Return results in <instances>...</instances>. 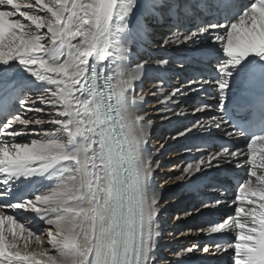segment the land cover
<instances>
[{
  "label": "snow or ice",
  "instance_id": "6c2138e0",
  "mask_svg": "<svg viewBox=\"0 0 264 264\" xmlns=\"http://www.w3.org/2000/svg\"><path fill=\"white\" fill-rule=\"evenodd\" d=\"M168 20L176 30L162 46L201 45L215 73L190 79V90L214 83L219 110L237 129L210 115L177 135L215 128L247 139L244 148L207 149L174 177L221 164L243 170L234 214L197 229L234 238L202 251L231 250L232 264H264V0H0V264H161L159 164L145 147L152 122L139 112L134 84L147 61L135 69L127 62L150 22ZM185 22L193 26L180 31ZM256 82L259 100L240 105L244 115L231 111L226 101ZM37 219L49 226L55 254L32 230Z\"/></svg>",
  "mask_w": 264,
  "mask_h": 264
},
{
  "label": "bare ground",
  "instance_id": "6f19581e",
  "mask_svg": "<svg viewBox=\"0 0 264 264\" xmlns=\"http://www.w3.org/2000/svg\"><path fill=\"white\" fill-rule=\"evenodd\" d=\"M171 23H172L171 20H168L167 22H150L151 32L149 33V35L146 38L141 39L140 42L135 46L133 54L127 62L128 67L130 69H135L136 65L138 63L147 61V64L145 65V69L141 75V78L139 80L135 81L134 84L136 86V95H137L136 105L139 109V112H140V114L144 115L145 121L150 120L152 122L150 130H149L150 134H149L148 141L150 140V137L152 136L153 131H155L156 129L161 130L162 126L164 128L165 127L169 128L170 130L173 131L171 138L165 137L161 140L160 143H159L160 140H157L155 142L156 143L155 145H157V149L160 147L159 150L154 151V150H152V148L149 149L147 147V144L145 145V147L149 150V152L152 153L154 163L157 160L156 159V155H157L156 153H159V152L167 154L168 157H170L171 159L173 158L174 160L179 158V161H181V159H182L181 156H179V155L172 156V154L175 153L172 151H177L174 148L175 144H177V145L180 144L178 146H186V147H188V149H192L191 148L192 144L195 142L194 139L199 138V137H203V135H209L210 132H213L216 130L215 128H211V129L204 130V131L199 130L198 133L203 132V134L201 136H198V137H196L198 128L193 129L191 132L186 133V135H184V136H178L177 135L178 132L183 131L185 128H191L192 125L195 124L197 120H203L202 117L200 116V113L194 114L188 109L189 103H187V100H189V98H186L184 101L182 99L185 97H190L194 93L193 91L190 90V86L188 85V81L190 79H194L197 77H199L201 79H207V78L203 74L204 73L203 69L200 68L198 65V53L199 52L197 51V49H199L201 47L200 44H196L193 46V45H191V42H189L188 44H179V45L170 44V45L162 46L163 41L171 35V33L169 34V31H168L171 28ZM180 31H182V30H180ZM179 47H182L181 51L179 53L184 51L183 50L184 48H188V50L182 52L180 54V56H178V54H177L176 56L171 57L173 55L174 51L179 49ZM147 50H149V51L146 55L145 52ZM161 60H168L169 63L166 65L158 63ZM192 61H194V64H191ZM172 64H178V69L180 71L185 70V69H190V70L194 69L198 73V76L197 77L193 76L190 79L186 78V80H182L180 78V75H179L180 73L174 72L172 77H167L168 81H166L165 77L169 75L166 72H168V71L173 72V70H174V69H172ZM24 75H27V74L25 73ZM147 75H150V76L147 77ZM146 78H147V82H148V84H146L147 86H145V87H148L147 91L143 90L141 87L142 82ZM158 78L161 79L164 83H166V85H162V83L158 81ZM209 85H212V83L204 84L202 88H198L200 95H195V96H197V97L203 96L205 93L206 87ZM192 87H197V86L193 85ZM174 88H180L181 93H183V94L177 93V95L175 97H173L172 100H169L166 103H160V101L165 96H167L172 91V89H174ZM38 94L39 93H36V95H38ZM30 95H31V93H30ZM139 97H143V99H140ZM152 99L157 103L159 112H157V111L151 112L150 110L152 109V106L150 104L148 106H146V104H148L149 101H152ZM202 111L204 114H206L204 116V118L209 116L207 109H204ZM174 113H179V115H176ZM29 115H34V116L39 117V116H43L44 113H29ZM165 116H167L168 118L164 119L163 117H165ZM45 119H47V117H45ZM17 127H19V126H17ZM30 127H40V126L32 125ZM43 127L46 129H52V128H55L57 126L45 123L43 125ZM180 128H181V130H180ZM173 137H175V138H173ZM25 139H28V137H26ZM195 149L188 152L189 156L192 155V157H191L192 160L190 162H193L199 156L206 154V151H207L204 149H202L201 151H196ZM174 165H176L175 166L176 168H174V169L164 168V172L167 173L165 181L163 180L164 183H166L165 187H162L163 185L159 186L157 184L158 181L155 180V178H154L155 187L160 192V196H161L160 211L158 213V220H159V225H160V236L158 237V243H157V254H158V258L160 259L161 264H165V262H168V264H176V261H178V260H183L185 262V264H200V262L203 259H224L226 256H228L230 254V250H229V252L215 253V254H207V253L202 254V253L198 252L200 247H202V245H203L202 240H200L199 238L196 240V242L191 241V244L188 245L191 248H193L194 250H193V253L191 252L190 256H188L184 259H182L183 257L181 258L180 256H176L175 254L173 255V253L175 251H177L178 246L174 247L172 249H169V251L164 250V249H163V251L158 250L159 246L169 244L171 241V239L166 240V241L161 240V231L163 229L165 230V232L170 231V229L167 230V227L166 228L163 227V224L168 220V215L165 214V216H164V213H166L165 210L168 207H174V205H176V206L178 205L176 207L177 209H182L180 207V206H182V204H180L181 203L180 200H173L172 202L168 201L167 203L163 202V199L165 197L169 196L170 193L173 191V189L177 185L183 184V186H185V185H187V183H189L188 186L186 187V190L189 191L186 194L187 198L196 197V199H198V198L203 199L201 197H204V195H206V194L209 196H214L217 194L216 189H211L210 187L206 188L204 179L209 178L208 177L209 174H206V175L200 177L199 179H193L194 177H197V176L199 177L200 174H202V173L204 174L206 171L213 170L214 168L206 169L202 173H197L196 176L192 177V179H185L184 181H178V180H175L174 177H172V176L174 175V173L176 171H177L176 173H178V172L181 173L182 168L186 164L175 162ZM173 170H176V171L174 172ZM157 171H158V167L156 168V171L153 173L154 177H155ZM161 177L162 176H160V178ZM193 181H195V183ZM194 194H196V195H194ZM220 197H221V195H220ZM230 204L231 205H228L227 208L234 207V205H232V202H230ZM203 205L204 204L199 203L197 208L200 209V211L195 213L196 215H198V217H199L198 220L201 223L202 222L204 223V221L205 222L210 221L214 217V215L220 214L221 210L225 209V208H222L224 206V204H218L215 206L209 205V207H207V208L203 207ZM6 211L9 212L10 214H12L11 210L6 209ZM19 211H22V210H19ZM192 216H193V213L186 215L185 221L190 220L192 218ZM177 218L173 219V221L174 222L177 221L178 220ZM37 220L31 222V227H33V226L39 227L40 225H38V224H43L46 226V224H44L43 222L41 223ZM177 226H178V224H176L172 228H176ZM170 227H171V223H170ZM204 227L207 228V226H204ZM35 230H33V231L35 232ZM172 230H174V229H171V231ZM205 233L207 234L206 235L207 237H211L212 235L216 234V233L209 234L207 232H204V234ZM200 234H201V232L198 233V236ZM44 242H45L44 244H47V239L44 240ZM180 243H181L180 245H183L182 241H180ZM199 244H201V246H199ZM47 245H49V244H47ZM173 245H175V244H173ZM48 249L50 252H53V254H55L54 250L51 249L50 245H49ZM29 250L31 251L32 248H30ZM39 250L40 249H37L35 251H39ZM211 250L214 251L213 249H211ZM165 258H167L169 260L166 261Z\"/></svg>",
  "mask_w": 264,
  "mask_h": 264
},
{
  "label": "rangeland",
  "instance_id": "374dc122",
  "mask_svg": "<svg viewBox=\"0 0 264 264\" xmlns=\"http://www.w3.org/2000/svg\"><path fill=\"white\" fill-rule=\"evenodd\" d=\"M41 15H43V13H41ZM172 28V27H171ZM170 28V29H171ZM168 30L169 31V34L170 33H172L173 31H175L176 29H174V30ZM180 30V29H179ZM165 37V36H164ZM181 48L182 47H179V49H177L176 51H174V53H173V55L171 56V57H173V56H176L177 54H178V56H180V54L182 53V52H184V51H187L188 50V48H184L183 50L184 51H182L181 53H179L180 51H181ZM148 51L149 50H147L145 53H146V55H147V53H148ZM156 52V51H155ZM182 56V55H181ZM153 57V56H152ZM172 69H174L173 70V72H166V73H168L169 75L168 76H166L165 77V80L166 81H168L167 80V77H172V75H173V73L174 72H178V73H180V74H184V75H186V78L187 79H190L191 78V76H188L187 75V70H189L190 71V69H185V70H179L178 69V64H172ZM179 74V75H180ZM148 76H150V75H147V77ZM186 80V79H185ZM158 81L159 82H161L162 83V85H166V83H164L161 79H159L158 78ZM170 81V80H169ZM146 84H148V82H147V78L142 82V84H141V87H142V89L143 90H145V91H147L148 90V87H145V86H147ZM138 94V93H137ZM195 95H200L199 94V91H195L190 97H185V98H183L182 100L184 101L186 98H189V100H187V103H189V106H188V109L192 112V113H194V114H198L197 112L195 113V111H197V108H196V104L195 105H192V106H190L191 105V103L196 99V98H198L197 96H195ZM151 105L152 106V109L150 110L151 112L152 111H157V112H159L158 110V105H157V103L152 99V101H149V103L148 104H146V106H148V105ZM206 114H204L203 113V111H202V114H200V116L202 117V119H204V116H205ZM159 118V117H158ZM164 129V130H163ZM180 130H181V128H180ZM200 129H198L197 130V135H196V137H198V136H201L202 134H203V132H199L198 133V131H199ZM165 131V132H164ZM172 130H170L169 128H164L163 126H162V128H161V130L160 129H156L155 131H153V134H152V136L150 137V140L148 141V143H147V147L149 148V149H151L152 148V150H154V151H156V150H159L160 149V147L157 149V145H155L156 143V141L157 140H160L159 141V143L161 142V140L163 139V138H167V137H170L171 138V136H172ZM170 133V134H169ZM20 139V138H19ZM178 145H180V144H178ZM177 144H175L174 145V148L177 150V151H172V152H175L174 154H172V156H174V155H179V156H181L182 157V159H181V161H179V158L178 159H171L170 157H168V155L167 154H164V153H160L159 151V153H156L157 155H156V162H158V164H159V166H158V171H157V173H156V175H155V180H157L158 181V185L159 186H162V187H165V185H166V183H164V181H165V179H166V174L167 173H165L164 172V168H166V169H174V168H176L175 166L176 165H174L175 164V162L176 163H184V164H187V163H189L191 160H192V155L191 156H189L188 154V152L189 151H186L185 152V149H188V147H186V146H178ZM154 147V148H153ZM191 150H193V149H191ZM185 152V153H184ZM171 156V157H172ZM189 159V161L187 160V158ZM190 157V158H189ZM215 169V168H214ZM174 172L176 171V170H173ZM210 171L211 170H209V171H206L204 174L202 173V174H200V176H199V178L200 177H202V176H204V175H206V174H209L210 173ZM177 172V171H176ZM175 172V173H176ZM174 173V175L172 176V177H176V176H178V175H180V172H178V173H176L175 174ZM160 176H162L161 178H160ZM198 177V176H197ZM209 178H207L208 180H210L211 179V177L210 176H208ZM193 179H197L196 177H194ZM164 180V181H163ZM188 184L189 183H187V185H185V186H183V184H180V185H177L174 189H173V191L170 193V195L169 196H167V197H165L164 199H163V202H168V201H173V200H180L181 201V203L180 204H182V206H180L182 209H177L176 207L178 206H176V205H174V207H168L166 210H165V212L166 213H164V216H165V214L166 215H168V220L163 224V227L164 228H166L167 227V230H169L170 229V231H168V232H165V230L163 229L162 231H161V240H163V241H166V240H169V239H171V241H170V243L169 244H166V245H162V246H159L158 247V250L159 251H163V249L164 250H167V251H169V249H172V248H174V247H177V251H175L174 253H173V255L175 254L176 256H180V255H177V254H179L180 252H182V251H184L185 249H188V248H191L190 246H188L189 244H191V241H193V242H196V240L199 238L200 240H203V239H206V238H209V237H207L206 235V233L204 234V232H201V234L198 236V233H200V232H198L197 231V229H199V228H205L203 225H201V223L199 222V220H197V219H199V217H198V215H196L195 213H197L196 211H194V209H193V203H187V193L189 192L188 190H186V187L188 186ZM206 185V184H205ZM186 193V194H185ZM202 204H204V203H202ZM195 209H197V206L195 207ZM189 213L190 214H192L193 213V216H192V218L190 219V220H188V221H185V216L186 215H189ZM197 217V219H196V217ZM178 217V218H177ZM175 218H177L178 220L177 221H173V219H175ZM174 222V223H173ZM170 223H171V227H170ZM176 224H178V226L176 227V228H172L173 226H175ZM38 225H40L39 227H35V226H33V227H31L32 228V230H35V232L37 233V234H39V235H41L42 236V238L44 239V240H46L47 239V233H46V231H45V229L46 228H48L49 226H45V225H43V224H38ZM171 229H174V230H172L171 231ZM176 229V230H175ZM198 232V233H197ZM197 234V235H196ZM168 235V236H167ZM189 235V236H188ZM172 236V237H171ZM198 236V237H197ZM204 236V237H203ZM170 237V238H169ZM180 241H182L183 242V245H180L181 243H180ZM190 242V243H189ZM45 243V242H44ZM48 244V243H47ZM47 244H44V247L45 248H49V245H47ZM173 244H175V245H173ZM199 246H201V244H199ZM206 245H202V247H200V249H199V251L198 252H200V253H202V254H204V252H202V249L205 247ZM30 248H32V250H37V249H39V248H37L36 247V245L35 244H32L31 245V247ZM202 248V249H201ZM51 254H53V252H50ZM193 253V252H192ZM190 254L191 253H186L185 254V256L183 255V256H180L182 259H184V258H186V257H188V256H190ZM165 260L167 261V260H169V259H167V258H165Z\"/></svg>",
  "mask_w": 264,
  "mask_h": 264
}]
</instances>
